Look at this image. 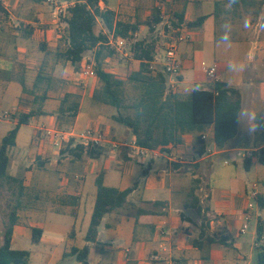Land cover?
<instances>
[{
  "label": "crops",
  "instance_id": "1",
  "mask_svg": "<svg viewBox=\"0 0 264 264\" xmlns=\"http://www.w3.org/2000/svg\"><path fill=\"white\" fill-rule=\"evenodd\" d=\"M0 5L4 9L0 12V108L8 106L6 115L0 118L8 128L0 139L17 124L14 116L30 111L43 113L19 129L13 149L25 150L26 141H30V151L21 157H10L8 175L17 180L19 172L24 171L23 189L46 191L56 196V201L62 197V205L50 209L28 203L29 228L17 220L13 242L19 237L32 239V229L39 228L43 232L40 243L53 246L49 258H55L61 249L66 258L73 249L88 246L87 264H251L255 252L258 255L264 248V165L256 157L251 170L246 171L242 161L247 153L258 154L264 149V30L259 27L264 24V0H237L234 4L229 0L100 1V7L115 12L117 20L138 27L136 40L145 32L159 34L168 23L178 25L189 35L188 41L179 44L181 76L174 81L166 75L167 94L173 82L175 89L171 93L185 100L192 94L194 84L199 85V90H211L213 84L203 67L217 65L218 81L236 89L241 106L259 114L257 130L249 132L239 124L237 136L224 149L217 148L214 127L209 126L202 133L203 144L197 134L191 133L180 144L149 150L146 156L135 158L127 147L136 141L132 132L115 122L116 110L107 114L104 109L110 106L93 100L97 77L86 78L77 71L75 78L79 76L77 81L86 82L90 93L86 105L81 98L79 113L68 129H102L108 139L127 146L112 152L109 147H84L75 139L54 145L46 131L63 130L58 118L62 99L67 93L80 95L73 83H60L46 72L49 59L54 67L61 65L57 53L66 48L62 40L66 25L45 1L0 0ZM65 13L66 10L62 14ZM155 15L161 22L153 26L152 32L148 23H153ZM202 17H206L202 25L189 27V23ZM245 21L250 25L247 28ZM225 24L231 26L230 44L220 39ZM28 27L33 30L30 36L26 33ZM160 53L164 54V48ZM231 61L243 62L246 70L229 84L227 66ZM118 65V69L123 66ZM125 67L128 72L135 71L139 61L131 58L130 66ZM156 71L163 72L162 65ZM26 130L33 131L32 137ZM218 162L235 166L226 178L230 188L220 193L210 186L214 164ZM202 169H208L206 197L209 211L215 215L205 234L201 233L202 222L187 220L182 213L196 209V203L190 201L198 196L193 185L203 180L198 172ZM99 176H103L106 187L120 191L134 187V191L124 209L103 219L96 242L89 244L85 237L96 204ZM254 184L259 193V216L255 211L248 222L247 230L252 222L256 230L251 239H246L247 230L241 233L247 223L245 195ZM3 201L1 198L0 209L6 211L8 201ZM245 249L249 253H244ZM228 251L246 261L229 262L225 258Z\"/></svg>",
  "mask_w": 264,
  "mask_h": 264
},
{
  "label": "trees",
  "instance_id": "2",
  "mask_svg": "<svg viewBox=\"0 0 264 264\" xmlns=\"http://www.w3.org/2000/svg\"><path fill=\"white\" fill-rule=\"evenodd\" d=\"M45 1L47 0H40ZM71 3L72 0H59ZM101 0H75L61 14L60 19L66 25L62 40L66 42V48L57 53V57L70 63L75 71L83 69V60L88 53L94 55L95 73L98 86L93 100L116 110L113 119L128 128L135 137L138 145L149 150L163 148L169 144H180L187 134H197V140L203 141L202 133L209 127H214V141L218 149L228 146L238 133L239 123L235 112L241 107L239 92L219 81L214 82L211 90L193 91L189 99H182L171 92L167 94V77L164 72L151 71L150 66L155 56L161 52L164 45L156 42L146 43L145 40H134L138 27L123 23L116 18L115 12L102 9ZM0 12L4 9L0 5ZM206 17H202L189 27H197L203 24ZM183 21V19H179ZM161 21L155 15L153 23H148L150 30L154 31V25ZM101 24L103 32H97ZM173 25V24H172ZM174 26V25H173ZM178 26V25H177ZM175 24V28H177ZM28 32V33H27ZM33 30L26 28L30 36ZM121 37L131 42V58L139 61V67L126 75H118L105 68V61L118 59L108 46L109 37ZM116 52V51H115ZM23 91L26 86L21 82ZM132 85L137 93L131 99L127 95V86ZM80 110V96L67 93L61 101L58 111L60 127L68 129L75 121ZM43 114V113H41ZM39 112L30 111L18 114L17 124L2 140L0 148V199L4 196V190H8V198L11 194L12 183L16 181L9 177L10 151L16 146L19 129L29 125L31 120L39 115ZM83 148V146H77ZM258 157L260 164L264 165V149L257 153H247L242 161L246 171H250L254 159ZM97 198L91 218V224L87 231L85 241L95 243L98 237L99 227L103 219L110 214L124 209L128 205V197L134 191V187L126 191L109 188L104 185L103 176L96 181ZM193 202V201H190ZM194 203H198L197 197ZM9 203H7L8 205ZM10 205V204H9ZM193 206L195 204H192ZM201 214V209H198ZM6 233L4 243L0 246V264H29L30 253L16 250L12 247L14 227L18 216L15 212L7 215ZM209 228L208 221H202L201 233L205 234ZM42 230L32 229V241L39 244L42 238ZM261 238L260 230L258 232ZM89 247L73 249L67 257H76L79 263L87 264ZM256 264H264V248L256 257Z\"/></svg>",
  "mask_w": 264,
  "mask_h": 264
},
{
  "label": "rangeland",
  "instance_id": "3",
  "mask_svg": "<svg viewBox=\"0 0 264 264\" xmlns=\"http://www.w3.org/2000/svg\"><path fill=\"white\" fill-rule=\"evenodd\" d=\"M163 29L164 28H162V30ZM97 32H103V27L101 24L98 25ZM161 32L159 34L145 32L141 34L138 39L145 40L146 43L156 42L157 45L162 46V45H165L166 42H168V38L162 35ZM110 50L113 51L114 54H116V52L112 48H110ZM117 57L118 59L116 58L110 61L108 60L105 61L104 66L105 68L111 71L115 70L116 72L125 74L126 72H128L127 71L128 68L125 66H130L131 57L129 56L128 58H124L122 60L119 58L120 54H118ZM50 62L51 60L49 59V65L46 68V72L47 73L51 72L57 78L58 76L57 66L58 65L54 67V64H50ZM84 62L91 63L94 66V62H95L94 55L92 53H88L85 57ZM118 64H120V66L123 65L122 68L118 69V66H119ZM61 66L63 69V76L62 78H58L60 80V83H64V82L73 83L72 87L77 89V91L80 93V95L78 94L80 96V100L82 98L84 105H86L88 98H89V93H90L89 85L86 82L80 83L79 81H77V78H79V76L75 78V70L70 63L62 60ZM94 67L96 68V65ZM83 72H84V69H82L81 67V70L79 71V73L81 74ZM86 78H92V77H86ZM83 81H87V80L84 79ZM211 83L214 85V82H211ZM136 93L137 91L134 88H132V85L127 86L128 98L131 99L132 97H135ZM7 108H8L7 105H4L2 108H0V118L1 119H3L4 116L6 115ZM104 112L107 114L114 113L115 109L112 107H107V110L104 109ZM6 128H8L7 124L0 122V138L5 133ZM26 131H29L28 135L32 137L33 131L32 130H26ZM26 144H27L26 149L23 143L21 145V147H23V149L25 150L12 149L10 151L11 159H12V156L15 157L17 155L21 157L22 155H26L25 151L26 152L30 151V141H26ZM1 145H2V140L0 139V148H1ZM191 169L195 170V168H191ZM207 170L208 169H202L198 171L199 173H202L203 180H200V182H195L193 185V187L197 190V194H198V196H196L198 199V203H196V209L190 210L189 212L188 211L182 212L183 217H185L187 220L188 219L194 220L195 223L197 224L199 222H202L203 220L204 221L206 220L208 221V223H210L211 220L215 219V215L211 214L209 211L210 210L209 209V198L206 197V195L209 194V186L207 184V174H208ZM234 171H235V166H232L231 164H225V162L223 163L218 162V164H214V170L210 177V181L212 183V185H210L211 189L213 188L216 189L217 193H220L222 190H226L227 188L229 189L230 187H229V184L227 183L226 178L230 177L228 173L234 172ZM23 172L20 171L19 172L20 174H18L20 178H18L14 183L11 184L12 185L11 194H10L11 198H8V195H6L8 194V190L3 189L4 190L3 191L4 196L2 197L4 200L3 202H6V199H7L10 205L9 204L6 205V208H5L6 211L4 209H0V246L4 243V237H5L6 228H7L6 223L10 222V219L7 220V215L9 213L15 212L18 216V220L20 221V223H23V225H25L26 228H29L28 227L29 220L27 218V211H28L27 208L29 205L28 203H31V205L37 203L40 206L39 208L45 207L49 209L62 205L61 196L59 198L57 197V201H56V198H55L56 196L54 197V195H51L50 193L46 191H40L38 189L36 190L23 189L22 187L23 182L21 180ZM9 173L12 174L13 170H11ZM191 200L194 202L193 199ZM199 207L201 209V214H198L197 212L198 211L197 209H199ZM255 230H256V224L255 222H252L249 230H247L246 232L245 238L251 239V236L255 232ZM208 232L211 233V230ZM12 247L16 250L29 252L30 253V263L29 264H79V262L75 258L74 259L64 258L63 249H61V251L58 252L55 258H51V257L49 258V256L52 254L53 246H50L49 244H43V243L35 244L32 241V239H30L29 237H19L17 240H15V242H13V239H12ZM243 252L249 253V249H245ZM256 257H257V253L255 252V258L253 259V262L251 264H255ZM225 258H228L229 262L233 260L244 261V262L246 261L245 259H240L239 256L235 255L232 251H228Z\"/></svg>",
  "mask_w": 264,
  "mask_h": 264
},
{
  "label": "built area",
  "instance_id": "4",
  "mask_svg": "<svg viewBox=\"0 0 264 264\" xmlns=\"http://www.w3.org/2000/svg\"><path fill=\"white\" fill-rule=\"evenodd\" d=\"M47 3L54 9L55 14L58 18L60 15L69 8L70 5L75 3V0H72L71 3L66 1L59 0H47ZM162 30V35L168 38V42L164 45V54L158 53L155 56L154 61L151 63V71H155L158 65H162L163 72L174 79H177L181 76L182 73V61L179 58V44L189 40V35L182 31L181 29H176L172 24H166ZM136 38L134 37V40ZM131 42L127 39L121 37H115L111 35L109 37L108 46L116 51L117 54H120V59L131 57L130 53ZM84 72L83 76L96 78V73L94 66L91 63L84 62L83 64ZM204 74L206 75L209 82H217L218 78V66L213 65L210 67H203ZM175 89L174 82L170 84L169 91L171 92ZM48 137L52 138L54 145L59 146L65 142H69L71 139L80 141L81 145L87 148H99V147H109V150L112 152L118 151L121 147L127 145H122L117 141H112L108 139L107 134L98 128H89L83 132H75L72 128L67 130H47ZM205 138V137H203ZM130 149V156L135 157H144L149 152V149L143 148L136 141L131 145L127 146ZM259 193L257 190V185L254 184L246 192V207H245V219L246 224L241 230V233H245L248 229V222L256 211V215L259 216V205H258ZM258 212V214H257Z\"/></svg>",
  "mask_w": 264,
  "mask_h": 264
},
{
  "label": "clouds",
  "instance_id": "5",
  "mask_svg": "<svg viewBox=\"0 0 264 264\" xmlns=\"http://www.w3.org/2000/svg\"><path fill=\"white\" fill-rule=\"evenodd\" d=\"M230 4H234L237 2V0H229ZM244 26L247 28L250 25L247 21H245ZM260 29L264 30V24L259 25ZM221 41L225 44H230L231 42V26L229 24L224 25L223 33L220 37ZM227 70L229 73V80L227 81L229 84L232 82V80L242 74L246 70V65L243 62L240 61H231L229 62L227 66ZM57 78H62L63 76V69L61 65L57 66ZM192 91H198L199 85H193ZM237 122L243 127L246 128L249 132H255L258 127V116L255 111H253L248 106H241L240 109L234 113Z\"/></svg>",
  "mask_w": 264,
  "mask_h": 264
}]
</instances>
